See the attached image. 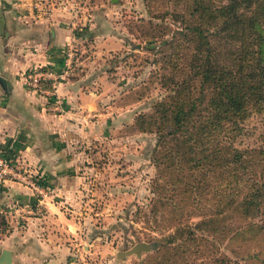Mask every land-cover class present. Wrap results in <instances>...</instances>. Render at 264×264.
I'll return each mask as SVG.
<instances>
[{"label": "rangeland", "instance_id": "obj_1", "mask_svg": "<svg viewBox=\"0 0 264 264\" xmlns=\"http://www.w3.org/2000/svg\"><path fill=\"white\" fill-rule=\"evenodd\" d=\"M229 2L32 0L29 8H19L26 20L46 19L44 49L57 51L61 60L58 69L34 65L20 71L43 101L38 111L45 140L37 138L32 158L0 150L19 172L7 180L31 192L10 213L19 231L30 227L36 237L32 252L38 258L20 264H219L225 258L264 264L261 215L243 216L228 207L213 212L216 197L189 190L194 181L207 191L213 180L208 168L192 177L187 170L182 176L157 167V135L137 126L140 114L151 113L174 87H185L178 97L197 95L195 53L206 57L211 51L208 64L215 68L252 66L249 53L256 51L258 37L248 16L250 8H264V0H238L239 23L223 25ZM191 25L205 38L189 32ZM57 29L63 36L59 46ZM45 71L57 78L32 86L34 75ZM263 126V115L251 113L235 146L259 145ZM50 163L55 165L44 166ZM169 238L171 243L139 256L119 255L136 243Z\"/></svg>", "mask_w": 264, "mask_h": 264}, {"label": "trees", "instance_id": "obj_2", "mask_svg": "<svg viewBox=\"0 0 264 264\" xmlns=\"http://www.w3.org/2000/svg\"><path fill=\"white\" fill-rule=\"evenodd\" d=\"M238 4V0H230L223 7V25L239 23ZM253 9L248 12V24L258 37V47L249 53L252 63L249 69L215 68L210 61L208 64L211 51L206 57L195 53L192 60L199 62L195 64L199 78L197 95L178 97L185 87L176 86L172 95L153 104L151 113L140 114L136 124L157 135L152 157L157 167L166 165L182 176L187 170L192 177L195 171L208 168L213 180L210 185L206 183L207 191L203 183L193 181L190 192L193 190L200 198L204 192L216 197L217 202L212 206L215 213L228 207L243 216L261 215L264 229V126L259 145L241 149L234 144L251 113L263 115L264 120V8ZM186 28L205 38L200 27ZM203 58H207V63L203 64ZM6 226L5 217L0 214V228L5 230ZM171 242V238L157 240L150 246L155 249ZM225 259H220L219 264H237Z\"/></svg>", "mask_w": 264, "mask_h": 264}, {"label": "crops", "instance_id": "obj_3", "mask_svg": "<svg viewBox=\"0 0 264 264\" xmlns=\"http://www.w3.org/2000/svg\"><path fill=\"white\" fill-rule=\"evenodd\" d=\"M32 0H0V150L14 151L16 156L32 158L37 138L45 140L46 124L38 107L43 103L36 93L29 90L20 71L34 65L61 66L57 51L44 49L47 36L43 35L46 19L26 20L17 12L19 8H29ZM30 14V13H29ZM26 20L25 22L23 20ZM63 42L60 30L55 31V45ZM67 86V85H66ZM81 98V95L79 96ZM90 101L80 107H88ZM68 112L61 115L67 118ZM8 158V157H7ZM55 164L44 165L51 167ZM0 177V214L5 217V230L0 228V254L3 249L11 253V264L33 263L38 258L32 252L36 237L29 227L19 231L10 218L15 204L24 205L31 198L30 190L17 183ZM7 219V220H6ZM46 244H42V246Z\"/></svg>", "mask_w": 264, "mask_h": 264}, {"label": "built area", "instance_id": "obj_4", "mask_svg": "<svg viewBox=\"0 0 264 264\" xmlns=\"http://www.w3.org/2000/svg\"><path fill=\"white\" fill-rule=\"evenodd\" d=\"M57 77L52 71H45L39 74L34 75L32 86H36L37 81L42 80H55ZM9 175L10 177H18L19 172L14 169L12 164L8 162L7 158L4 155H0V177Z\"/></svg>", "mask_w": 264, "mask_h": 264}, {"label": "water", "instance_id": "obj_5", "mask_svg": "<svg viewBox=\"0 0 264 264\" xmlns=\"http://www.w3.org/2000/svg\"><path fill=\"white\" fill-rule=\"evenodd\" d=\"M116 2L117 0H111ZM0 82L3 84V79L0 77ZM151 246L145 242H139L133 245L129 250L120 252V256H126L129 254H136L139 256L143 251H149ZM11 263V253L7 249H3L0 254V264H10Z\"/></svg>", "mask_w": 264, "mask_h": 264}]
</instances>
